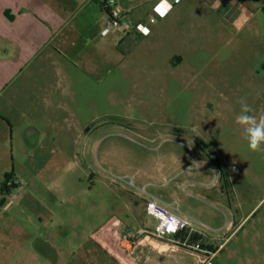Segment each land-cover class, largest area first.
Instances as JSON below:
<instances>
[{
    "label": "rangeland",
    "instance_id": "rangeland-1",
    "mask_svg": "<svg viewBox=\"0 0 264 264\" xmlns=\"http://www.w3.org/2000/svg\"><path fill=\"white\" fill-rule=\"evenodd\" d=\"M231 1L232 22L200 2L132 57L97 39L70 77L34 65L0 83V264L118 263L92 235L113 250L128 230L157 232L144 188L222 245L213 264H264V152L236 123L239 98L264 115V0Z\"/></svg>",
    "mask_w": 264,
    "mask_h": 264
},
{
    "label": "crops",
    "instance_id": "crops-1",
    "mask_svg": "<svg viewBox=\"0 0 264 264\" xmlns=\"http://www.w3.org/2000/svg\"><path fill=\"white\" fill-rule=\"evenodd\" d=\"M103 1L105 0H0V77L3 78L0 83H7L20 68L34 65L39 72L47 73L52 66L57 68L60 75L70 77L75 73V69H71L72 64L83 51H79V46L94 45L96 41L99 42L97 39L100 42L106 39V43L115 40L123 47L128 44L127 51L118 58L132 57V48L141 43V39L152 44L153 40L164 34L166 26H184L185 14L194 6L200 7L202 4L203 9L209 8L223 18L226 17L229 22L241 13L231 0H182L164 15L157 11L160 0H115L117 9L125 14V19L131 26L128 30H112L104 36L102 32L107 16ZM169 15L170 20L165 23L163 19ZM137 23L150 26L151 34L146 37L135 34L132 26ZM103 56L91 53L84 54L83 58L90 61ZM109 58V54L105 55L106 60ZM166 63L172 70L179 69L185 65V56L179 53L172 55ZM52 89L54 92L55 87ZM114 220H109L107 226ZM117 220L133 227L126 219ZM134 229L147 234L154 233L144 225ZM99 233H94L91 241L108 257L116 251L126 261L131 262L135 258L137 264H200L198 254L171 242L145 238L131 246L126 245V242L118 243L112 250L95 239ZM201 238L194 234L188 236V232L170 236V240L187 239L191 245L215 249L214 243L205 244Z\"/></svg>",
    "mask_w": 264,
    "mask_h": 264
},
{
    "label": "built area",
    "instance_id": "built-area-1",
    "mask_svg": "<svg viewBox=\"0 0 264 264\" xmlns=\"http://www.w3.org/2000/svg\"><path fill=\"white\" fill-rule=\"evenodd\" d=\"M167 2L171 4V9H166L165 12L171 11L176 5L180 4L182 0H178V2L177 0H167ZM161 3L162 0L158 3L159 7H161ZM103 6L107 16L106 26L102 32L104 36L108 35L115 29L128 30L131 25L125 19V14L117 9L115 0H105L103 1ZM132 30L135 34L142 37H146L151 34V28L145 23H137L133 25ZM141 191L147 196L146 211L148 214L158 219L159 228L157 232L148 233L146 235L140 230L137 232L128 230L123 234V242H126L128 246H131L134 242H140L145 238H153L164 242L167 241L198 254L200 256V264H213V260L222 245L217 249H211L191 245L188 243L187 239L185 241L181 239L170 240V236H176L183 232H188V236L194 234L195 231L191 227V221L193 219L185 213H182L178 202H168L162 200L152 194H149L146 188ZM204 227L208 228L205 225ZM113 255L121 264H137V260L135 258H132V261L129 262L126 261V258H123L118 254Z\"/></svg>",
    "mask_w": 264,
    "mask_h": 264
},
{
    "label": "clouds",
    "instance_id": "clouds-1",
    "mask_svg": "<svg viewBox=\"0 0 264 264\" xmlns=\"http://www.w3.org/2000/svg\"><path fill=\"white\" fill-rule=\"evenodd\" d=\"M178 2V0H177ZM161 7L171 9V4L167 0H162ZM240 114L236 118V123L242 128L247 146L252 152H264V115L259 117L250 115L253 108L244 98H239Z\"/></svg>",
    "mask_w": 264,
    "mask_h": 264
},
{
    "label": "trees",
    "instance_id": "trees-1",
    "mask_svg": "<svg viewBox=\"0 0 264 264\" xmlns=\"http://www.w3.org/2000/svg\"><path fill=\"white\" fill-rule=\"evenodd\" d=\"M14 177H15V175H14V172L13 173H9V174H7V181H11V180H13L14 179ZM16 183H12L11 185L13 186V185H15Z\"/></svg>",
    "mask_w": 264,
    "mask_h": 264
},
{
    "label": "snow or ice",
    "instance_id": "snow-or-ice-1",
    "mask_svg": "<svg viewBox=\"0 0 264 264\" xmlns=\"http://www.w3.org/2000/svg\"><path fill=\"white\" fill-rule=\"evenodd\" d=\"M165 10H166V9H164L163 7H159V8L157 9V11H158L161 15H164Z\"/></svg>",
    "mask_w": 264,
    "mask_h": 264
}]
</instances>
